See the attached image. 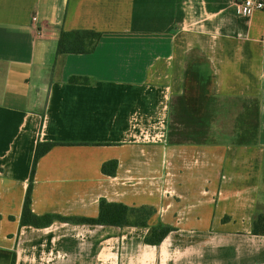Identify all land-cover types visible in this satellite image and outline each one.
Wrapping results in <instances>:
<instances>
[{
  "label": "crops",
  "instance_id": "1",
  "mask_svg": "<svg viewBox=\"0 0 264 264\" xmlns=\"http://www.w3.org/2000/svg\"><path fill=\"white\" fill-rule=\"evenodd\" d=\"M238 1L0 0V264H264V11ZM63 31L101 36L59 55ZM193 79L211 85L200 119ZM39 144L31 210L65 219L46 228L21 226ZM102 201L155 214L71 221Z\"/></svg>",
  "mask_w": 264,
  "mask_h": 264
},
{
  "label": "trees",
  "instance_id": "2",
  "mask_svg": "<svg viewBox=\"0 0 264 264\" xmlns=\"http://www.w3.org/2000/svg\"><path fill=\"white\" fill-rule=\"evenodd\" d=\"M100 36V34L93 31H63L58 40L57 54H85L90 51ZM210 95L211 85L209 83H204L199 79L189 81L186 85L184 97L181 102L182 110L194 119L202 118L204 116L205 106ZM184 117L185 116L182 114L180 119L185 121ZM53 145L54 144H39L37 148L31 181L22 211L21 226L46 228L51 226L55 221L65 220L55 215H45L39 217L34 215L31 210V195L36 165L39 159L46 154L53 147ZM115 167V162L107 163L103 166V172L105 174L113 175L115 174ZM154 214L155 210L153 208H130L124 205L109 204L102 201L100 205V215L97 219H73L71 221L113 227L146 228L149 227V221ZM171 231V228L163 225L153 227L151 234L145 239V242L153 246L159 245ZM253 234L256 236H264V210H261V207L257 210L253 220ZM12 264H15V258Z\"/></svg>",
  "mask_w": 264,
  "mask_h": 264
},
{
  "label": "built area",
  "instance_id": "3",
  "mask_svg": "<svg viewBox=\"0 0 264 264\" xmlns=\"http://www.w3.org/2000/svg\"><path fill=\"white\" fill-rule=\"evenodd\" d=\"M235 11L238 15L249 17L255 12L264 11V0H240L235 4Z\"/></svg>",
  "mask_w": 264,
  "mask_h": 264
},
{
  "label": "rangeland",
  "instance_id": "4",
  "mask_svg": "<svg viewBox=\"0 0 264 264\" xmlns=\"http://www.w3.org/2000/svg\"><path fill=\"white\" fill-rule=\"evenodd\" d=\"M261 210H264V207H261Z\"/></svg>",
  "mask_w": 264,
  "mask_h": 264
}]
</instances>
